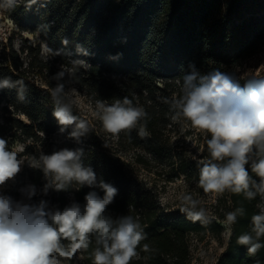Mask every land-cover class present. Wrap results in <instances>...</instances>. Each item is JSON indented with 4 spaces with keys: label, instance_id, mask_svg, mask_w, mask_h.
Here are the masks:
<instances>
[{
    "label": "trees",
    "instance_id": "obj_1",
    "mask_svg": "<svg viewBox=\"0 0 264 264\" xmlns=\"http://www.w3.org/2000/svg\"><path fill=\"white\" fill-rule=\"evenodd\" d=\"M5 8L19 30L38 34V38L20 50L10 46L0 54V78L23 81V85L0 89V138L7 139L10 149L25 161L4 194L18 200L20 187L29 183L43 187L42 172L29 166L41 152L81 148L84 164L118 189L107 214L113 218L131 215L147 233L131 264H190V234L208 230L219 234L226 216L201 223L188 220L179 208L167 210L157 190L133 174L119 152L144 147L184 174L199 171L169 141L174 123L170 102L180 94L182 75L191 70L190 65L201 74L213 69L234 72L236 64L262 51L264 0H16L14 7ZM62 71L63 77L53 79ZM237 76L242 86L253 78ZM254 77L264 78V74ZM58 83L64 85V100L73 105L74 114L89 122V132L79 142L70 135L73 128L61 132L52 115L50 93ZM71 84L107 104L132 99L148 113L141 122L148 135L138 134L140 125L118 136L108 133L100 121L85 117L71 102L67 95ZM19 143L24 146L21 152ZM246 167L251 174L250 166ZM253 178L258 180L254 174ZM90 190L50 191L33 200L43 198L63 209L73 200L83 204ZM228 194L231 211L243 208L244 215L231 225L227 247L216 264L264 261V248L252 256L237 244L241 234L251 232V217L260 211L264 198L257 195L248 200L243 194ZM144 244L149 251L143 250ZM94 247L93 241L87 250H78L71 259L62 258L63 262L92 264Z\"/></svg>",
    "mask_w": 264,
    "mask_h": 264
},
{
    "label": "clouds",
    "instance_id": "obj_2",
    "mask_svg": "<svg viewBox=\"0 0 264 264\" xmlns=\"http://www.w3.org/2000/svg\"><path fill=\"white\" fill-rule=\"evenodd\" d=\"M16 0H4L0 7H14ZM49 52L52 50L49 49ZM182 75L180 94L171 102L174 122H185L206 136L209 158L199 169L198 185L204 193L222 195L226 191L243 194L248 200L264 198V78H249L243 86L236 73L219 69L201 74L194 65ZM60 72L53 79H60ZM23 81L0 78V89L12 88ZM52 115L60 131L68 127L71 137L79 142L89 132V122L73 112V105L64 100V85L51 90ZM20 99H23L21 94ZM105 131L118 136L140 125L138 134L147 136L148 113L133 100L124 97L112 104L96 101L92 113ZM81 148H61L50 154L41 152L29 163L44 178L42 188L26 184L19 188L21 199L4 194L2 189L19 174L25 161L10 149L8 140L0 138V264H63L78 250H87L95 243L92 264H131L138 256L141 241L147 233L131 215L113 218L107 209L118 194L112 184L98 178L92 167L83 162ZM250 166L251 174L248 170ZM253 174L257 179L253 178ZM83 187L93 189L84 196V203L73 200L60 209L46 197L50 191L61 192ZM95 189L103 192L101 196ZM179 211L192 222L206 223L209 213L201 200L185 193L179 198ZM243 208L226 213L228 225H234ZM251 232L241 234L237 244L254 256L264 243V207L251 217ZM144 251L149 245L144 244ZM63 258V259H62ZM255 264H264L257 260Z\"/></svg>",
    "mask_w": 264,
    "mask_h": 264
},
{
    "label": "rangeland",
    "instance_id": "obj_3",
    "mask_svg": "<svg viewBox=\"0 0 264 264\" xmlns=\"http://www.w3.org/2000/svg\"><path fill=\"white\" fill-rule=\"evenodd\" d=\"M37 38L38 34L19 30L14 20L6 13V8L0 7V54L4 48L10 46L15 50H20L21 46L28 44V42L36 43ZM43 50L46 51L45 44H43ZM57 66L65 73L68 72L66 67ZM233 69L237 75L242 77H254L264 74V46L261 52L246 61L236 64ZM67 95L85 117L93 121L98 120L92 115L96 108V100L91 95L74 84L68 87ZM60 136H63V134H60ZM207 138L210 137L191 126H185V122L181 120L173 123L169 141L175 149L183 152L187 160L193 161L194 166L200 167L202 162L208 159L206 156H209L206 145ZM23 148V144L19 143L17 150L21 152ZM119 156L133 174L157 190L160 202L167 210L178 209L180 207V196L188 193L201 200L202 205L208 210L209 217L217 219V221H220L218 218L220 214L226 216V213L231 212L232 202L228 191L222 195L204 193L198 185V170L190 174H184L169 161L161 162L144 147L121 148ZM21 159L24 160V158ZM12 182L9 181L2 191ZM262 207H264V204H262ZM221 224L223 227L219 234L210 230L205 233L190 234L192 253L190 264L217 263L218 258L225 251L231 235V226L228 225L226 219ZM63 264L66 263L63 262Z\"/></svg>",
    "mask_w": 264,
    "mask_h": 264
}]
</instances>
